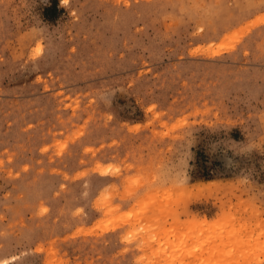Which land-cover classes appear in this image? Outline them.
Masks as SVG:
<instances>
[{"label":"rangeland","instance_id":"obj_1","mask_svg":"<svg viewBox=\"0 0 264 264\" xmlns=\"http://www.w3.org/2000/svg\"><path fill=\"white\" fill-rule=\"evenodd\" d=\"M0 264H264V0H0Z\"/></svg>","mask_w":264,"mask_h":264},{"label":"clouds","instance_id":"obj_2","mask_svg":"<svg viewBox=\"0 0 264 264\" xmlns=\"http://www.w3.org/2000/svg\"><path fill=\"white\" fill-rule=\"evenodd\" d=\"M68 3H69V0H60V5H61L62 7H66ZM244 149H245V151H244V152H240V153H243V154H245V153H251L253 150H257V149L255 148V146H252V145H245V146H244ZM185 159L188 160L189 158L186 157ZM177 172H178L179 174H178V175H175V176L173 177L174 180L178 181V180H180V179H185V182H188V180H189V176H188V174H187V171H186V165H185V164L180 163V164L178 165Z\"/></svg>","mask_w":264,"mask_h":264},{"label":"trees","instance_id":"obj_3","mask_svg":"<svg viewBox=\"0 0 264 264\" xmlns=\"http://www.w3.org/2000/svg\"><path fill=\"white\" fill-rule=\"evenodd\" d=\"M206 177V176H205Z\"/></svg>","mask_w":264,"mask_h":264}]
</instances>
